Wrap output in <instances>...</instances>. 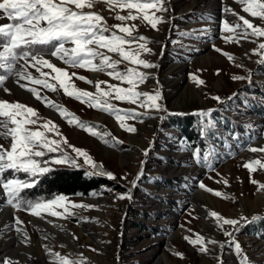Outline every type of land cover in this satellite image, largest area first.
Returning <instances> with one entry per match:
<instances>
[{"label":"rangeland","instance_id":"rangeland-1","mask_svg":"<svg viewBox=\"0 0 264 264\" xmlns=\"http://www.w3.org/2000/svg\"><path fill=\"white\" fill-rule=\"evenodd\" d=\"M243 6L238 0H168V11L164 14L167 22L158 25L159 30L140 20L125 22L138 26L134 35L149 38L152 54L141 53V57L156 65L150 69L140 68L151 76L137 90L154 93L158 89L162 97L160 111H149L147 115L125 122L136 128L135 133L122 128L114 115L66 95L57 81L50 78L56 75L51 69L43 68L42 71L50 74V83L57 84L56 92L8 73L0 86V101L19 102L36 110L37 125H26L31 130L39 128L49 139L57 141L61 137L67 138L68 144L61 143L59 151L44 150L45 156L35 158L41 166L50 169L81 167L95 174V170L84 163L85 157L78 156L69 145L75 146L87 153L97 166L102 165L105 173H113L116 179L96 175L119 187L108 186L89 196H64L66 205L77 213L65 214L66 218L47 213L37 217L28 210L13 208L0 188V264L8 260L15 264H59L49 254V249L70 261H81V264H219L221 260L222 264H244L242 258L245 256L248 264H264V234L252 233L249 229L253 216L264 218V189L259 187L264 184V168L254 163L260 160L264 164V152L251 151L253 147L264 148V114L256 110L259 102L264 110V63H258L264 59V50L253 52L264 42V37H250L239 42L222 39L224 35H231L222 33V21L232 23L237 20L226 9L264 27V21L244 13ZM84 11L99 12L112 26L122 23L115 19L117 14L127 15L129 10L109 8L100 2L95 8ZM131 11L137 14L136 10ZM9 23L13 21L0 12V25ZM117 34L123 35L118 31ZM99 51L120 59L106 49ZM45 58L65 69L71 77L68 83L76 89L96 94L98 81L105 82L100 85L104 91L108 90L109 84L129 87L107 75L111 69L93 72L72 68L56 57L45 55ZM24 63L21 60L17 69ZM126 67L137 66L122 62L117 70L123 71ZM26 68L34 77L41 78L35 68L28 65ZM80 76L85 80H80ZM234 76L245 79L234 80ZM87 80L93 83L89 84ZM198 80L204 83L199 84ZM20 84L36 88L41 97L63 106L76 119L70 123L58 110L46 106V102L37 99ZM217 96L220 101L213 99ZM104 99L121 110L144 112L137 105L101 97V101ZM208 110L211 111L206 116L227 117L229 129L214 119L209 122L202 119L205 115H201V111ZM173 115L195 116L206 145L188 141L170 121ZM47 120L56 125L60 135L40 127ZM77 120L85 127L77 126ZM233 122L242 125L243 129ZM88 127L98 134L92 135ZM212 132L216 133V138ZM11 143L10 136L0 137V145L5 149H10ZM197 151L200 158L194 155ZM63 156L75 159L77 163H53ZM250 162H253L252 171L244 167ZM13 176L20 179L19 174L11 170L4 173L5 178ZM35 178L28 176L24 180ZM201 183L205 188L199 186ZM215 192L221 195L217 196ZM120 195L125 198L120 199ZM67 201L92 207L72 208ZM55 210L64 211L63 208ZM213 211L240 223L235 227L224 225L221 229L211 216ZM241 217L248 219L241 220ZM16 218L23 223L17 225ZM17 228L27 233V242ZM224 230L232 236H225ZM197 235L204 237L207 252L200 251L201 245L189 242ZM209 239L217 243L208 244ZM233 241L240 244V249L234 247Z\"/></svg>","mask_w":264,"mask_h":264},{"label":"snow or ice","instance_id":"snow-or-ice-1","mask_svg":"<svg viewBox=\"0 0 264 264\" xmlns=\"http://www.w3.org/2000/svg\"><path fill=\"white\" fill-rule=\"evenodd\" d=\"M100 2L107 4L109 8L128 9V14H117L115 19L122 23L109 26L105 17L99 12L84 11L86 8H95L96 4ZM238 2L244 5L242 8L244 13L264 21V0H238ZM167 3L168 0H0V12L8 20L13 21V23L0 25V49H2L0 50V68H3L6 73L14 74L19 80L42 85L44 88L56 92L57 84L50 83V74L42 71L43 68L51 69L56 75L50 78L57 81L59 88L63 89L66 95L72 96L82 103H87L90 107H98L99 110L114 115L120 121L122 128L135 133L136 128L127 125L125 122L147 115L149 111H160L162 105L159 101L162 97L158 89H155L154 93L137 90L138 86L145 83L151 76V73L141 71L140 68L150 69L156 67V65L141 57V53L152 54V49L148 47L149 38L144 35H134L138 26L125 22L140 20L142 23L150 25L152 29L159 30L158 25L167 22L164 19V14L168 11ZM71 6H74V8ZM133 9L136 10L137 14H133L131 11ZM225 11L231 12L232 15L237 17V20L232 23L227 20L222 21V33L231 34L222 36V39L226 42H239L241 39L248 40L250 37H264V27L254 25L249 19L231 9ZM156 13L161 15L157 16ZM112 29H116L123 35H118L117 31H112ZM105 33H108V35H105ZM66 44L73 46L69 48L65 46ZM45 48L49 49L47 53H45ZM99 49H106L109 53L117 54L120 59H113L111 56L99 51ZM259 50H264V42L259 43L258 49L253 50L254 54ZM216 51L221 50L216 49ZM45 55L56 57L72 68L79 67L93 72H105L107 69H111L112 71H108L107 75L121 83H126L129 87L124 88L116 84H109L108 90L104 91L100 85L105 82L98 81L95 85L96 94L76 89L74 85L68 83L71 80L68 72L46 59ZM225 55L228 54L225 53ZM228 58L232 59V56L228 55ZM21 60L25 63L20 64L19 69H17L16 66ZM95 60H99V63H94ZM122 62H129L137 67H126L123 71L117 70L118 65ZM258 63H264V59H261ZM26 65L35 68L40 73L41 78H36L27 72ZM237 66L242 67V65ZM72 75H75V73ZM7 78V75H0V86ZM79 79L85 80V77L80 76ZM233 79L242 80L245 77L234 76ZM86 82L93 83L91 80ZM197 82L199 84L204 83L203 80ZM20 87L26 88L37 99L46 102V106L58 110L62 117L69 119L70 123L73 119H76L74 115L68 114L63 106L48 100L47 97H41L36 88L28 87L27 84H20ZM101 97H112L117 101L137 105L139 108L144 109V112H137L135 109H118L107 99L101 101ZM213 99L220 101L218 96L213 97ZM210 111H201L200 114L208 115ZM31 117H37V112L32 107L19 102L0 101V137L7 138L10 136L12 140L10 149H5L3 145H0V188L8 197L7 203L13 208L28 210L37 217L41 216L42 213L62 218H66L65 214L77 215L66 205V197L64 196H58L49 201L23 199L21 196L22 191L31 188L35 183L34 179L23 180L15 178V176L12 178L4 177V173L8 170H12L13 173H25L31 178L51 171L50 168L41 166V163L35 158L45 156L46 152L44 150L56 152L60 150L61 143L68 144L65 137H61L60 141L49 139L39 128L33 131L26 127V125H37L39 117L37 119ZM77 126L85 127L78 120ZM40 127L45 131L60 135L56 131V125L51 120L45 121ZM87 130L94 136L98 134L91 127H88ZM105 142L107 143V141ZM69 146L73 148L78 156L85 157L84 163L89 164L95 170V174L107 175L109 179H116L113 173H105L102 165L97 166L88 157L87 153L75 148V146ZM251 151L264 152V148L257 149L253 147ZM194 155L200 158L198 151ZM53 163H72L75 165L77 161L75 159L70 160L68 156H63V158L55 159ZM254 163L264 168V164H261L260 160H256ZM244 167L249 168L250 171L254 170L253 162L245 164ZM252 182L256 183V181ZM224 183H227V181L225 180ZM199 186L205 188L203 183ZM259 187L264 189V184ZM207 190L213 191L212 189ZM215 195L220 196L221 193L215 192ZM119 198L124 199L125 195H120ZM67 204H70L72 208L92 207L91 205L73 204L71 201H67ZM55 208H63L64 211L58 212ZM211 216L216 219V224L221 229L224 225L235 227L240 223L236 219L224 218L215 211L211 212ZM246 219L248 218L241 217V220ZM251 219L254 220L256 217L253 216ZM15 223L19 225L23 222L16 218ZM16 231L21 232L25 237V242H27V233L21 228H17ZM224 235L231 237L232 233L224 230ZM185 239L189 240L188 237H185ZM189 242L193 245H201V252L208 251L203 236L197 235L195 239L189 240ZM207 243L216 244L217 242L209 239ZM233 243L236 249H240L241 246L238 242L233 241ZM48 252L56 258L59 264H81V261L75 259L70 261L58 252L53 253L50 249ZM177 255L182 256L180 253ZM242 259L244 264H248L246 256ZM3 264H15V262L8 260ZM219 264H222V260Z\"/></svg>","mask_w":264,"mask_h":264},{"label":"trees","instance_id":"trees-1","mask_svg":"<svg viewBox=\"0 0 264 264\" xmlns=\"http://www.w3.org/2000/svg\"><path fill=\"white\" fill-rule=\"evenodd\" d=\"M48 51L49 49L45 48V53ZM0 75H8V73H6L3 68H0ZM259 105L257 104L256 110L259 111V113L264 114L263 108ZM213 116L205 115L201 118L208 122L214 119L224 125L223 127L225 129H229L227 117L223 116V118H219L214 116V118ZM169 119L173 122L175 127L182 131L188 141L192 143L196 142L199 146L206 145L204 141L205 138H203L199 133L200 127L197 124V118L195 116L173 115L170 116ZM235 126H239L243 129V126L240 124H236ZM235 129L239 130L238 127H235ZM212 134L215 138L217 137L215 132H212ZM18 174L20 179L24 180L28 178V175L25 173L21 172ZM108 186L119 187L103 176L89 173V171L85 168H53L51 171L44 173L43 175L36 176L35 184L31 188L24 189L21 196L23 199L28 201H46L50 200L54 196H89L93 193L100 192ZM249 229L252 233L263 235L264 218H258L250 222Z\"/></svg>","mask_w":264,"mask_h":264}]
</instances>
